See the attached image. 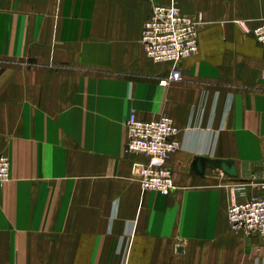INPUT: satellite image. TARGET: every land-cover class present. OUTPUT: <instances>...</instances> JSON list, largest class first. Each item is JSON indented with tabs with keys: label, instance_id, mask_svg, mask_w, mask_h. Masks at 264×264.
Wrapping results in <instances>:
<instances>
[{
	"label": "crops",
	"instance_id": "1",
	"mask_svg": "<svg viewBox=\"0 0 264 264\" xmlns=\"http://www.w3.org/2000/svg\"><path fill=\"white\" fill-rule=\"evenodd\" d=\"M154 4L198 23L165 85L170 63L140 43ZM263 19L264 0H0V264H264V239L226 216L264 196V45L239 23ZM131 110L180 129L169 194L131 176L148 160L125 151ZM196 156L237 175H198Z\"/></svg>",
	"mask_w": 264,
	"mask_h": 264
},
{
	"label": "built area",
	"instance_id": "2",
	"mask_svg": "<svg viewBox=\"0 0 264 264\" xmlns=\"http://www.w3.org/2000/svg\"><path fill=\"white\" fill-rule=\"evenodd\" d=\"M239 23L246 31H252L256 40L264 45V19L253 29H249L245 21ZM140 43L147 58L170 63L168 74L158 83L165 85L169 81H178L181 79L179 62L197 52L198 23L174 5L154 4L143 23ZM179 130L166 114L142 119L131 110L126 121L125 151L148 156L147 161H133L131 164V176L141 188L166 195L175 187L172 170L166 162L180 148V141L176 138ZM9 177V159L0 153V183ZM237 188L243 189L244 184L237 185ZM226 216L231 230L264 239V196L251 195L233 200L227 207Z\"/></svg>",
	"mask_w": 264,
	"mask_h": 264
},
{
	"label": "water",
	"instance_id": "3",
	"mask_svg": "<svg viewBox=\"0 0 264 264\" xmlns=\"http://www.w3.org/2000/svg\"><path fill=\"white\" fill-rule=\"evenodd\" d=\"M207 167L219 169L230 177L237 175L235 163L232 159L196 156L191 162V169L198 175H202Z\"/></svg>",
	"mask_w": 264,
	"mask_h": 264
},
{
	"label": "rangeland",
	"instance_id": "4",
	"mask_svg": "<svg viewBox=\"0 0 264 264\" xmlns=\"http://www.w3.org/2000/svg\"><path fill=\"white\" fill-rule=\"evenodd\" d=\"M163 5H165V4H163ZM167 5H173V4H167ZM174 6H176V5H174ZM177 7V6H176ZM177 9H178V11H180V9H179V7H177ZM181 12V11H180ZM182 13V12H181Z\"/></svg>",
	"mask_w": 264,
	"mask_h": 264
}]
</instances>
